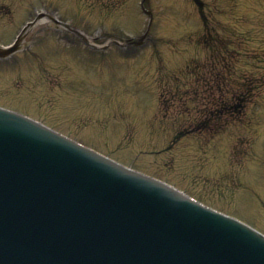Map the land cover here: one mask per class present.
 I'll return each instance as SVG.
<instances>
[{"label":"rangeland","instance_id":"1","mask_svg":"<svg viewBox=\"0 0 264 264\" xmlns=\"http://www.w3.org/2000/svg\"><path fill=\"white\" fill-rule=\"evenodd\" d=\"M40 11L0 104L264 233V0H0V44Z\"/></svg>","mask_w":264,"mask_h":264},{"label":"water","instance_id":"2","mask_svg":"<svg viewBox=\"0 0 264 264\" xmlns=\"http://www.w3.org/2000/svg\"><path fill=\"white\" fill-rule=\"evenodd\" d=\"M0 264H264V237L0 110Z\"/></svg>","mask_w":264,"mask_h":264},{"label":"bare ground","instance_id":"3","mask_svg":"<svg viewBox=\"0 0 264 264\" xmlns=\"http://www.w3.org/2000/svg\"><path fill=\"white\" fill-rule=\"evenodd\" d=\"M43 21H45V18H42V19H41V22H43Z\"/></svg>","mask_w":264,"mask_h":264}]
</instances>
